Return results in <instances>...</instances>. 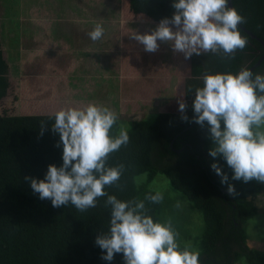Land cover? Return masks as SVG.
Segmentation results:
<instances>
[{"label": "trees", "instance_id": "trees-1", "mask_svg": "<svg viewBox=\"0 0 264 264\" xmlns=\"http://www.w3.org/2000/svg\"><path fill=\"white\" fill-rule=\"evenodd\" d=\"M72 1L80 12L61 0H40L31 7L32 35L19 47L20 62L11 67L3 46L14 0H0V264H124L122 253L104 260V250L95 243L108 226L106 197H99L96 207L83 212L71 204L53 207L24 179H42L49 164L62 163L59 134L51 128L52 114L61 107L88 102L117 112L110 134L124 128L121 114L160 107L153 121L144 116L127 119L128 142L107 160L109 166L123 164V171L119 181L106 186V193L121 200L144 199L146 193L158 191L152 184L164 175L202 213L201 235L192 237L184 229L190 233L186 240H193L192 249L200 253V264H264V253L247 244L246 228L259 214L256 201L262 186L257 180H231L226 162L209 155L208 125L192 119L194 91H188L189 85L201 83L204 72L236 73L256 67L264 57L258 40L264 42V0H233L244 17L242 26L258 38L238 25L247 44L231 58L201 51L188 59L160 41L155 52H146L128 35L149 32L146 25L156 26L162 18H170L172 0ZM96 23L104 27V34L92 41L86 33ZM88 54L93 63L82 66ZM254 72L264 73V60ZM174 80L177 98L162 104ZM181 99L186 104L183 113L176 109ZM213 162L228 173L235 196L227 194V185L221 184L210 166ZM144 174L147 178L138 184ZM162 194L159 203L145 201L154 221L170 219L165 213L169 200ZM172 225L177 233L182 230L180 220Z\"/></svg>", "mask_w": 264, "mask_h": 264}, {"label": "clouds", "instance_id": "clouds-1", "mask_svg": "<svg viewBox=\"0 0 264 264\" xmlns=\"http://www.w3.org/2000/svg\"><path fill=\"white\" fill-rule=\"evenodd\" d=\"M172 7V16L162 18L151 31L128 35L146 52H155L158 41L169 42L185 59L201 51L231 58L246 46L247 38L238 27L244 17L228 6V0H172ZM103 34L100 23L86 33L92 41L100 40ZM199 79L201 83L189 85L188 91H194L192 119L208 125L209 155L226 162L231 180L264 182V73L241 68L236 73L204 72ZM185 107L179 100L178 110L183 113ZM50 119L53 132L59 134L62 163L49 164L42 179L24 178L39 198L50 199L53 207L71 204L83 212L96 207L99 197H106L107 230L95 238L106 261H111L114 253H122L124 264H200L198 250L178 244L170 219L154 221L148 214L145 201L159 203L161 192L130 200L106 193V186L119 181L124 167L109 166L108 156L129 139L123 127L118 134H110L118 120L115 110L88 102L61 107ZM210 166L221 184L227 185V194L235 196L228 173L217 162Z\"/></svg>", "mask_w": 264, "mask_h": 264}, {"label": "rangeland", "instance_id": "rangeland-1", "mask_svg": "<svg viewBox=\"0 0 264 264\" xmlns=\"http://www.w3.org/2000/svg\"><path fill=\"white\" fill-rule=\"evenodd\" d=\"M40 0H14L12 3V11L11 16L8 19V22L5 26V41L6 45H9L11 42L13 51H11L12 58L17 59L20 57L18 52L19 47L27 38V35H32L31 25H30V14L29 11L31 7H34L38 4ZM64 5L68 6L74 11H79L78 8L75 7L72 0H61ZM80 12V11H79ZM106 21L107 18L105 17ZM141 25V24H140ZM156 26H147L150 30L154 29ZM119 32V31H118ZM10 33V37L7 35ZM22 39V40H21ZM167 44V46L171 47L169 42H163ZM82 51L78 53L81 54ZM167 58H170V53L166 54ZM91 55L88 54V62H83L82 66H90L92 62ZM62 66L66 67V64L63 63ZM177 84L176 80L173 82V86L164 92L161 103L164 104L170 100H175V94L177 90L175 89V85ZM175 97V98H174ZM176 109H178V103L176 105ZM160 112L159 106H152L144 108V112L141 113H129V114H121L119 118L124 123V128L128 127V120L133 117H150L152 121L155 120L157 114ZM125 118V120H124ZM147 174L142 175L137 179V183L140 184L145 178H147ZM255 180V179H253ZM258 184L262 186V190L259 193L260 195L257 198L256 204L259 208V214L252 220H249L246 224L247 228V244L252 247L259 249L262 253H264V182H259ZM155 189L164 193L169 203V206L166 207L165 213L167 214V218H170L172 223L179 222L180 220V228L182 229L177 234V242L178 244H188L191 248L193 247V240L188 239L189 232L186 233L184 229L190 231L192 237L196 235H201L204 230L205 223L203 220V216L201 211L198 208H195L193 204L178 190L174 189L170 180L164 176L159 175L156 182L152 184ZM165 216V215H164ZM168 220V219H166ZM182 226V227H181ZM176 231V230H175Z\"/></svg>", "mask_w": 264, "mask_h": 264}, {"label": "crops", "instance_id": "crops-1", "mask_svg": "<svg viewBox=\"0 0 264 264\" xmlns=\"http://www.w3.org/2000/svg\"><path fill=\"white\" fill-rule=\"evenodd\" d=\"M9 37H10V34H7ZM10 44L9 45H6V41L4 39V46H3V50H4V55H5V59L8 61V63L10 64V66L12 67L14 62L15 63H19L20 62V57L17 58V59H14L12 58V55H11V51L10 49H12L13 51V47H12V44L11 42H9ZM19 52V50H18ZM14 53V51H13ZM12 70H10V74H9V77L11 78L12 77V74H11ZM4 102H6V100H4ZM3 104V103H2Z\"/></svg>", "mask_w": 264, "mask_h": 264}, {"label": "water", "instance_id": "water-1", "mask_svg": "<svg viewBox=\"0 0 264 264\" xmlns=\"http://www.w3.org/2000/svg\"><path fill=\"white\" fill-rule=\"evenodd\" d=\"M228 5L231 6V7H234V8H235L233 0H228ZM239 26H240L244 31H246L248 34H250L252 37H254V38H258L253 32H251V31H249L248 29H246L245 27H243L242 24H240ZM258 40H259V41L263 44V46H264V42H263L261 39H258ZM263 60H264V57H263L261 60H259V62L256 64V67H255L254 69H252L253 72L255 71L256 68H258V67L260 66V64L263 62Z\"/></svg>", "mask_w": 264, "mask_h": 264}]
</instances>
